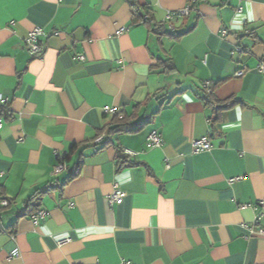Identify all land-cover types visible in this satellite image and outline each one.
I'll use <instances>...</instances> for the list:
<instances>
[{
    "label": "crops",
    "instance_id": "0c3cea01",
    "mask_svg": "<svg viewBox=\"0 0 264 264\" xmlns=\"http://www.w3.org/2000/svg\"><path fill=\"white\" fill-rule=\"evenodd\" d=\"M139 1L0 0V192L14 200L0 264H264V0ZM147 13L180 38L161 43ZM37 26L42 56L25 41ZM203 89L243 103L215 110ZM105 106L133 129L110 131ZM203 137L211 148L193 152Z\"/></svg>",
    "mask_w": 264,
    "mask_h": 264
},
{
    "label": "built area",
    "instance_id": "2783aa9c",
    "mask_svg": "<svg viewBox=\"0 0 264 264\" xmlns=\"http://www.w3.org/2000/svg\"><path fill=\"white\" fill-rule=\"evenodd\" d=\"M191 11V5H187L184 9L179 11L180 15H188ZM174 13L169 12L167 17L168 19H171L173 17ZM170 28L173 29L174 26L172 24H170ZM124 28H121L119 30V32L123 31ZM223 35L227 34V30L223 29L222 30ZM46 35V32L43 30V28L37 26L34 29H32L29 33V35L27 36V38L25 39L26 41V45L28 50L33 54V55H37V56H42L44 54V49H45V45L43 43V37ZM237 50H240V48L238 47ZM258 70L262 73H264V58L261 59L257 65ZM247 70V68H241L237 71V75H242L245 71ZM206 89L208 91H210V85L211 82L208 81L206 82ZM2 103H4L6 101V99H2ZM105 112L107 113H111V114H115L117 113L116 108L114 107H110V106H105L104 107ZM5 126V119L4 116L2 115L1 111H0V130L3 129ZM148 142L149 145L151 146H160L163 142L161 134L158 132V130L154 129L152 130V132L148 135ZM192 147H193V152H199L200 150H204V149H210L211 148V142L208 138L203 137V138H194L192 140ZM125 152L127 154H135V152L129 148L125 149ZM66 167L65 162H59L55 168H54V172L55 173H60L61 171H63ZM3 172H0V174H2ZM124 192L120 191L118 188H115V190L113 191V193L111 194V196L109 197V202L112 203H121L124 199ZM261 204L264 206V201L261 202ZM8 205V200L5 198H0V207L2 206H7ZM46 216V211L45 210H38L34 213H32L31 217L35 222H38L39 219L44 218ZM260 217L258 216L256 219V223H259L260 221ZM70 238H63L58 240L59 244H63L66 241H69ZM20 255L19 250H15L14 252H12L10 254V258L12 257H17ZM123 264H134L131 262H123Z\"/></svg>",
    "mask_w": 264,
    "mask_h": 264
},
{
    "label": "trees",
    "instance_id": "16d2710c",
    "mask_svg": "<svg viewBox=\"0 0 264 264\" xmlns=\"http://www.w3.org/2000/svg\"><path fill=\"white\" fill-rule=\"evenodd\" d=\"M128 2L130 3L134 12H136V13H141L142 9L146 8V6L141 4V2L139 0H128ZM191 9H192V6H191ZM143 15H145L146 22L151 27V31L153 32V34L157 37V39L161 43H162L161 40H162L163 36H165L166 34H169L173 39H179L180 36L182 35V33H178V32L173 33L172 30L169 29L168 25L164 22H155L153 17L150 16V14L147 13V14H143ZM156 67H164L167 70L174 69V65L172 64L171 57H166V58L160 57L158 59V63H157ZM203 90L205 92L204 100L206 101L208 106L214 107L215 110H219L221 107L229 108V107H233L235 105L243 103L242 100L240 98H237V97H230L226 100L216 102V100L214 99V96L212 94H207L206 89H203ZM124 113H125V111H120L119 113H116L114 115V118H113L112 124H111L112 126H110V131L122 133V132L130 131L133 129L132 128L133 126H131V122H130V119L128 118V115H125ZM135 125H136V127H138L141 124L139 122H137ZM108 141L109 140H107L105 142V144L109 143ZM76 146H77V144H75L73 146V149ZM69 159H70V154H67L62 158V161L63 162L68 161ZM126 163H127V157L122 155V153H119L118 165L122 167ZM72 176H74V174L71 175L70 177H72ZM48 189L49 188L38 190L36 192V194L30 199L29 204H28L29 205L28 208H33L34 211H37L39 209V203L38 202H39L41 196L44 193H46V191ZM0 198H5L8 200L7 206L0 207V215H1V211L4 208L10 207L14 200L4 196L1 192H0Z\"/></svg>",
    "mask_w": 264,
    "mask_h": 264
}]
</instances>
